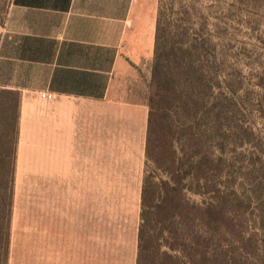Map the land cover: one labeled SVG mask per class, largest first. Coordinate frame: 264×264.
Listing matches in <instances>:
<instances>
[{"label":"rangeland","instance_id":"obj_1","mask_svg":"<svg viewBox=\"0 0 264 264\" xmlns=\"http://www.w3.org/2000/svg\"><path fill=\"white\" fill-rule=\"evenodd\" d=\"M12 3L0 0V41ZM158 3L165 28L188 34L178 40L205 43L207 68L214 73L212 90L200 81L192 84L194 110L181 108L174 115L179 146L192 133L194 139L187 141L192 153L199 158L213 155L219 164L216 180L221 210L229 218L224 236L228 254L264 264V0ZM153 63L130 74L123 85L127 99L148 103ZM15 97L3 93L0 108V198L9 169L4 153L12 146L6 142L11 134L6 124H13ZM50 101L88 108L81 101ZM189 121L192 130L185 133L181 127ZM115 125L118 128L119 122ZM119 131L114 129L117 137L110 152L78 153L80 161L64 185L43 184L40 175H22L17 167L11 221V251L16 255L9 264L137 263L146 149L140 151L138 145V151L128 152L130 146L119 144ZM211 198L192 195L195 201ZM29 242H50L51 248L39 251L53 254L27 259Z\"/></svg>","mask_w":264,"mask_h":264},{"label":"crops","instance_id":"obj_2","mask_svg":"<svg viewBox=\"0 0 264 264\" xmlns=\"http://www.w3.org/2000/svg\"><path fill=\"white\" fill-rule=\"evenodd\" d=\"M158 17V0H13L0 41V90L20 94L22 175L64 185L78 153L111 151L114 129L128 152L146 149L148 103L127 99L123 85L153 62ZM28 245L27 259L53 254L39 251L50 242Z\"/></svg>","mask_w":264,"mask_h":264},{"label":"trees","instance_id":"obj_3","mask_svg":"<svg viewBox=\"0 0 264 264\" xmlns=\"http://www.w3.org/2000/svg\"><path fill=\"white\" fill-rule=\"evenodd\" d=\"M186 35L165 28L164 13L160 11L149 85L150 113L136 264H249L252 263L249 258L230 256L224 246L229 218L219 204L220 185L216 180L219 164L213 155L199 158L192 153L187 141L194 139V134H189L182 147L176 138L180 128L174 115L181 108L186 113L194 110L192 84L200 81L212 90L210 77L214 74L207 68L210 59L205 43L178 40ZM6 91L0 92V108L4 106L2 96ZM8 92L16 96L18 106L13 124L10 120L6 124L13 136L8 133L6 142L12 146L4 153L9 169L0 198V264H9L11 254L20 139V94ZM181 130L185 133L192 130L191 122L184 123ZM208 194L212 196L210 202L192 199V195Z\"/></svg>","mask_w":264,"mask_h":264},{"label":"built area","instance_id":"obj_4","mask_svg":"<svg viewBox=\"0 0 264 264\" xmlns=\"http://www.w3.org/2000/svg\"><path fill=\"white\" fill-rule=\"evenodd\" d=\"M42 97L46 100H53L56 98V95L53 93H49V92H42Z\"/></svg>","mask_w":264,"mask_h":264}]
</instances>
